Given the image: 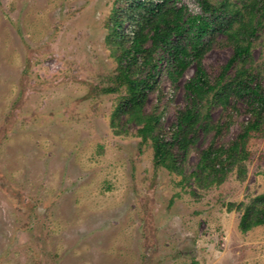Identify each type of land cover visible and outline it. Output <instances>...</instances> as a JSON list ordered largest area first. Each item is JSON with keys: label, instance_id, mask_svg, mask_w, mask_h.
I'll list each match as a JSON object with an SVG mask.
<instances>
[{"label": "rangeland", "instance_id": "rangeland-1", "mask_svg": "<svg viewBox=\"0 0 264 264\" xmlns=\"http://www.w3.org/2000/svg\"><path fill=\"white\" fill-rule=\"evenodd\" d=\"M171 1L203 13L199 0ZM126 4L0 0V264H264V224L239 227L245 205L264 193V127L247 138L246 157L209 183L194 173L215 130L198 128L170 171L134 120L112 124L126 94ZM232 53L217 33L202 58L212 79ZM251 54L264 84V18ZM166 62L143 111L159 116L169 139L195 64L174 82ZM247 107L205 106L222 126L214 144L235 139Z\"/></svg>", "mask_w": 264, "mask_h": 264}, {"label": "trees", "instance_id": "trees-1", "mask_svg": "<svg viewBox=\"0 0 264 264\" xmlns=\"http://www.w3.org/2000/svg\"><path fill=\"white\" fill-rule=\"evenodd\" d=\"M199 4L203 13L192 14L171 0H127L126 19L131 22L132 38L130 46L118 56V77L126 87V94L112 114V124L123 115L128 121L134 120L140 125V136L153 144L155 163L170 171H179L178 153L188 150L198 128L204 132L215 130L212 141L200 153L198 170L194 173L197 178L204 175L213 183L221 182L246 157L247 138L264 127V84L259 72L253 69L251 54L253 39L264 18V0H243L242 7L229 0L218 4L199 0ZM119 24L117 20L118 29ZM217 33L226 36L233 53L212 79L202 58ZM163 59L167 60L166 73L174 82L195 64L192 78L184 84L187 103L178 111L169 139L159 126V116L143 111L147 94L157 84ZM233 99L247 102L250 118L235 139L214 144L222 126L209 122L205 106H221L225 110L231 107ZM262 224L264 193L245 205L239 227L247 231Z\"/></svg>", "mask_w": 264, "mask_h": 264}]
</instances>
